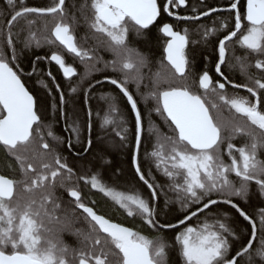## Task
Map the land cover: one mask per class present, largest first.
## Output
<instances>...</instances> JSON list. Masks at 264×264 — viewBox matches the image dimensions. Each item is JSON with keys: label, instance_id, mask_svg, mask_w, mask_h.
Returning a JSON list of instances; mask_svg holds the SVG:
<instances>
[{"label": "snow or ice", "instance_id": "1", "mask_svg": "<svg viewBox=\"0 0 264 264\" xmlns=\"http://www.w3.org/2000/svg\"><path fill=\"white\" fill-rule=\"evenodd\" d=\"M6 3L11 11L10 18H4L5 24L0 26V150L16 166L9 165L11 176L0 174V264H172L173 254L177 264L181 260L183 264H239L238 258L245 254L246 264H254V256L264 264V207L258 211L262 236L253 253L250 249L257 236V224L251 214L234 202V198L247 202L253 182L264 196V159H260L264 156V0H246V9L241 0H227V6L222 8L204 5L202 0L199 10L188 0H91L90 5L85 0L79 12L94 41L88 48L78 43L74 34L78 20L69 14L66 0H53L50 6L42 7L26 6L23 0L18 7L15 0ZM213 14V26L201 22L202 17L211 19ZM165 15L173 21L166 22ZM21 19L27 21V35L23 39V30L14 31ZM37 19L45 21L43 30L47 34L38 36L33 31ZM230 19L234 28L229 25ZM184 24H196L199 42L205 45L215 37L216 79L210 75L208 56L203 57L206 63L201 72L193 75L195 69L187 49L198 41L190 38L189 28L176 30ZM152 27L167 39L158 69L149 77L151 86L146 93H140L145 79L141 70L150 61L130 46L128 37L134 33L143 38ZM82 39L87 43L88 37ZM236 44L247 50L243 57L235 55ZM46 45L62 47L84 65L83 74L70 87V94L82 90L86 103L90 93L107 81L126 97L134 115L131 127L122 114L118 120L115 118L119 110L117 98L111 93L102 94V99L109 102L102 127H117L121 148L126 149L131 143L130 167L134 177L146 186L147 194L135 186L129 191L118 190L101 178L99 170L93 171L90 165L95 164V157L90 160L88 156L106 154L107 149L92 139L91 108L83 121L74 102L71 112L67 111L69 100L51 71L46 75L51 77L58 97L50 106L41 107L35 94L25 86L21 76L24 50ZM101 51L111 52L114 59L105 60ZM249 55L257 57L254 64L249 63ZM44 60L54 63L69 83L77 76L76 68L66 63L64 55L51 48L50 54L35 56L30 62L32 72L27 75H36ZM100 64L103 68L98 67ZM237 65L246 76L244 83H233L224 70ZM252 67L261 70L260 75L250 73L248 69ZM109 68L120 73V78L104 76L82 89L94 73ZM44 75L39 72L38 83L51 98L53 89L41 78ZM131 84H135L136 93L146 104L149 99L155 101L147 120L129 89ZM226 85L246 89L254 100L239 93L229 95ZM210 96L218 102L208 103ZM49 107L54 119L45 122ZM224 107L229 111L227 117L223 115ZM153 113L164 121L170 134L161 132L152 120ZM56 117L64 119L67 138L54 132ZM145 132L154 138V144L151 153H144V159H154L156 170L167 178L166 184L157 182L152 170L142 166ZM238 138L243 140L242 146L234 143ZM66 146L76 150L78 164H70L63 155ZM122 174L121 169L113 172L117 180ZM232 174L237 179L231 178ZM165 189L176 194L175 200ZM59 190L63 191L58 194ZM90 193L102 194L111 203L113 213L119 211L125 219H139L141 225L134 228L118 222L114 215L103 212ZM65 194L69 199H64ZM161 196L164 208L168 209L164 222ZM173 203L179 204L183 214L182 218L174 217L175 223L167 219ZM220 205L230 206L251 224L252 239L246 245L241 243L234 256L233 246L241 241L243 231ZM213 206H217L215 211ZM201 215L205 216L202 224L189 225ZM81 219L86 228L75 226ZM181 226L183 229L176 232L172 243L160 234L164 229ZM143 227L156 235L150 238L143 234ZM65 231L77 238V247L65 245L59 239V233Z\"/></svg>", "mask_w": 264, "mask_h": 264}, {"label": "trees", "instance_id": "2", "mask_svg": "<svg viewBox=\"0 0 264 264\" xmlns=\"http://www.w3.org/2000/svg\"><path fill=\"white\" fill-rule=\"evenodd\" d=\"M17 7L21 3V0H15ZM23 2L26 4V6L34 7V6H50L51 0H23ZM85 3V0H68L67 6H68V11L70 15H75L78 20V26L75 29V36L84 38L88 37L87 43L85 46L86 47H91L94 44V41L91 39V33L89 31V27L87 23H85L83 16H81L79 12V8L82 4ZM75 5V7H73ZM11 11L9 6L6 3V0H0V26H3L5 24V19L4 18H10L8 17V13ZM33 17H29V19H32ZM49 19V29L51 28V18ZM213 21V20H212ZM210 20H205L202 21L203 24L211 27L213 26V22ZM44 23L45 21L43 19H37V22L35 26L33 27V31H37V35L40 36L42 34H47L44 32ZM216 26L219 27V23H216ZM23 30V31H21ZM191 36V39H195L198 41L197 44L192 45L193 49L191 53L189 54L190 60L193 62L195 73L201 72V70L204 68L205 65V60L203 59L204 56L209 57V62L208 64L212 65L216 62L217 60V53L214 52V41L215 39L210 38V42L207 45L199 42L200 41V35L197 33V25L193 24L191 28L189 29ZM14 31H21V39L25 35H27V21L24 19H21L19 23L16 25V28ZM166 37L163 36L161 33L158 35L155 31V28H151L150 31H147L145 33V36L143 37V40H141L140 44H135L134 47L139 49L138 51L142 54H145L150 63L148 64L147 67H144V77L145 79L141 83L140 86V93H146L148 91V88L151 86L150 84V79L149 77L152 75V73H155L158 69V61L161 58V54L163 51V47L165 44ZM58 43V42H57ZM22 47V45H21ZM50 48L51 50H55L58 53H60L61 47H53V46H44L41 48H35L33 47L31 50H24L23 55L21 56V76L23 82L30 88V90L35 94V96L38 98L39 103L41 107H46L50 106L52 100L56 99L58 97V93L54 91V85L51 82V77H48L46 75L47 69H46V61L40 62L39 63V69L36 75H33L32 77H29L27 74L29 72H32V66H31V61L35 59L36 55L39 56H45L46 54H50ZM43 71L45 75L41 78H43L48 84L49 87L53 89L52 96L51 98L48 97V90L44 89L39 83H38V75L39 72ZM53 75L55 76L56 83H59L61 85L62 91L65 93L66 99L69 100V104L67 107V111L71 112L72 108V103L74 102L77 105V108L79 110V119L80 121H83L85 119L86 113L89 108H91L92 111V125H93V130H92V139L98 146L105 147L107 149L106 154L101 153V154H90L88 156V159L92 160L95 157V164L90 165V167L93 168V171L99 170L101 173V178L109 183L110 185H115L118 190H124V191H129L132 189L133 186H135L136 189L142 191L144 194H147V189L146 186L142 185V182L138 181L137 177H134L133 172L134 170L130 167V153L132 149L131 143L129 144L128 148H121V150H116L115 152H110L108 148L106 147V141L109 139L116 145L120 146V138L116 136L117 130H113V134L110 135L108 129V125H102L104 124V117L106 114H108L109 110V104L106 99H102V94L107 93L108 90L106 89V86L104 85L102 88L97 87L93 92L90 93L89 99H88V104L85 103L84 98H83V91L81 90L79 93L75 94H70V87L74 84L77 83V78L73 77L71 78V83H69L68 79L63 77V75L55 74L53 71H51ZM83 74V71L81 72V75ZM230 76L232 77L233 74L231 72H228ZM40 86V88H38ZM148 86V87H145ZM86 88L85 86L82 87ZM131 92L134 94V98L137 100L138 107L141 109V111L145 115V119L147 120V113L149 109H152L155 107V101L149 99L147 101V104L145 101L142 99L141 95L136 93V86H130ZM202 91V90H201ZM229 91V90H228ZM229 93V92H228ZM114 95L117 99L115 103L118 105V110L119 112H122L123 117L127 120L129 127H131L132 121L134 119V115L130 111V106L126 102V100L118 93L114 92L111 93ZM210 102H218L215 101L214 97H209ZM223 113L228 114V108L224 107L223 108ZM120 117V115H115V118ZM227 117L228 115H224ZM54 119L51 113V109L49 107V111L45 115V122H48L49 120ZM56 123L54 126V132L57 135H60L62 137L67 138L68 133L65 131L66 129V124L63 118L56 117ZM118 120V119H117ZM152 120L155 122V124L160 128L162 133H168V128L165 125L164 121L157 116L155 113L152 114ZM170 134V133H168ZM129 140L131 141V132L129 133ZM234 143L237 146H242L243 140L238 138L237 140L234 141ZM153 144H154V138H150L145 132L144 136L142 137V146H141V162L142 166L144 167L145 170L151 169L153 174L155 175L157 182L161 184H166L168 183L167 178L163 177L160 172H158L155 168V161L154 159L149 156L147 160L144 159V153H151L153 151ZM78 147V146H77ZM63 155L68 158V162L70 164H78L79 161L77 159V153L76 150L70 148V147H65L63 151ZM103 155V159L100 158V156ZM260 159H264V156H260ZM105 161H110V164H106ZM12 165L15 167L14 160L11 158H6L5 153L0 150V172L5 175H12L11 169L9 168V165ZM115 169H121L122 170V177L117 180L113 176V172ZM233 179L235 178L234 174H232ZM82 183V182H81ZM63 190H59V192H62ZM167 195L172 199L175 200V193L167 191ZM94 193L95 190H92ZM90 198L91 199H96L100 206L102 207V210L106 214H112L114 215L119 222H124L125 225L127 226H132L134 228L140 226V221L138 219L133 220L132 218H127L125 219L123 215L120 214V212H112V206L110 202H106L104 198H102V194L96 193L95 195H92L90 193ZM64 199L67 200L69 199L66 194L64 196ZM234 202H238L240 207H242L246 212L251 214L253 220L257 224V236L253 241H260L262 233L260 232V226H259V215L258 211L260 208L264 207V196H261V194L258 191L257 186L252 183L249 189V196L247 198V202L245 200H241L239 198H234ZM159 204L161 208V222H164V213L168 211V209L164 208V196H161L159 199ZM62 206L67 207V205H64L62 203ZM217 206H214L213 209H216ZM220 208L224 209H231L229 208L230 206L228 205H220ZM170 208L172 209L170 215H168L167 219L170 220L171 222L175 223L176 220L174 217L180 216L181 218L183 217V214L180 213V206L179 204L173 203L170 205ZM258 210V211H256ZM230 218L232 221L235 223V226H237L240 230L243 231V236L241 238V241L237 243L235 246L234 250L238 251L241 248V243L246 245L248 240L252 239L251 236V224H249L247 221H244L242 217H239V214L234 213V212H228ZM77 215H79L77 213ZM204 215H201L199 218H195L192 221L189 222L190 226H197L198 224H202L204 221L203 218ZM76 227H84L86 228V224L84 221L81 219L79 220L76 224ZM184 226H181L180 229H173L169 231H162L160 234L161 236L169 243L174 242V236L177 231L182 230ZM143 234L148 235L151 237L155 236L156 233L152 232L150 230H147L146 228H142ZM150 237V238H151ZM59 239L63 242V244L68 245L70 247H77L78 241L77 238L72 235L70 232L65 231L62 233H59ZM259 247V246H258ZM257 246H254L250 252H255V250L258 248ZM236 253V252H235ZM247 254H245L246 256ZM245 256L239 257V264H246ZM172 264H177V257L175 254L171 256ZM180 264H183L182 260L180 261ZM254 264H262L261 260H254Z\"/></svg>", "mask_w": 264, "mask_h": 264}, {"label": "flooded vegetation", "instance_id": "3", "mask_svg": "<svg viewBox=\"0 0 264 264\" xmlns=\"http://www.w3.org/2000/svg\"><path fill=\"white\" fill-rule=\"evenodd\" d=\"M57 2H58V0H57ZM67 2H68V0H66V4H67ZM87 2H88L89 5L91 4V0H87ZM158 2H159V0H158ZM188 2H189L190 5H194L198 10L203 6L202 5V0H188ZM51 3H53V0H51ZM204 5H210V6H213V7H221L222 8V7H226L227 6V0H204ZM241 6L246 9V0H241ZM204 10H206V7L204 8ZM174 11H181V10L180 9H174ZM185 14H188V13H185ZM215 18H216V14H213L212 15V18H211V21L212 20H215ZM164 20L166 22H172L173 21V18L168 17V16L165 15L164 16ZM205 20H210V19L209 18H203V17L201 18V22L202 21H205ZM216 23H219V21H216ZM244 23L246 24L247 22L245 21ZM192 25L193 24H184V25H181L180 28H178L176 30H181L182 31L184 27H187V28L190 29ZM229 25H230V27L234 28V23H233V21L231 19L229 20ZM153 28H155V31H156V33L158 35L161 34L156 27H153ZM222 35H223V33H221V38H222ZM166 39H167V37H166ZM212 39H215V37H212ZM236 39L237 38H233L234 41ZM77 40H78V43L81 46H83L85 48H88V47L85 46L86 44H84L85 42H84V40L82 38H80L78 36L77 37ZM141 40H143V38H137L134 33H130V35L128 37V41H129V44H130L131 47H134L135 44H138L139 45L140 42H141ZM135 49H137V48H135ZM192 49H193V46L190 44L189 45V48L187 49V51L189 52V54L191 53ZM137 50H139V49H137ZM246 51L247 50L242 49L238 44L235 45V55L236 56L243 57L246 54ZM60 54L64 55V58H65V61H66L67 64H69V65L73 66L74 68H76V70H77V76H76L77 80L76 81H78L79 78H80V76H81V72L84 71V65L80 62L79 58L74 57V55H72V54L66 53V51L62 47H61V50H60ZM100 54L104 57L105 60H112V59H114V57H113V55H112L111 52L101 51ZM230 54H231V49H230ZM248 59H249V63L254 64L255 63V60L257 59V57L255 55H249ZM45 61H46L45 64H46L47 72L48 71H53L57 75H59V74L62 75V72L58 70L57 66L54 63L53 64H49L47 60H44V62ZM98 67L103 68V64L98 65ZM208 69H209L210 75H213L214 79H216V75L214 73V64H212V65L211 64L210 65L208 64ZM144 70H145V68H143L141 70L142 73H144ZM224 70H225L226 74L229 76V78L233 81V83H244V82H246V76L243 74V72H242L241 68L239 67V65H237L236 67H233L231 69L225 68ZM248 71L250 73H252V74L260 75V71L261 70H257L254 67H252V68L248 69ZM228 72H231L233 74V76L231 77L230 74H228ZM120 75H121L120 73L113 72L111 70V68H109V69L104 70L101 73H94L91 77H89L88 80L85 81V83L82 85V87H84V86L87 87L89 82L94 81L96 79H102V77H104V76L120 78ZM221 82H223L222 79H221ZM104 85L106 86V89L108 90L107 93H114V92H116V93L120 94L126 100V102H127L126 97H124L123 94L120 93L119 89L116 88L114 85H111L107 81L104 82L103 86ZM25 86L30 90V88L26 84H25ZM130 86L131 87L132 86H135V84L129 85V89H130ZM97 87L102 88L101 86H97ZM226 87L229 90L228 91L229 92V95H232L233 93H239L242 96H249V99H253L254 100V98H251L250 95L246 92V89H243V88H241V89H233L231 87V85H226ZM38 88H40V86H38ZM86 103L87 104L89 103L88 100H87ZM108 104H109V102H108ZM121 114H122V112H119L118 111V113H116L115 115H121ZM122 115H124V114H122ZM223 115H229V113L228 114H224L223 113ZM117 119H119V117H117ZM107 130L109 131L110 135H112L113 134V130H118V129H117V127L115 125L109 124ZM0 174H2V173L0 172ZM213 208H214V206H213ZM229 208H231V207H229ZM221 209H224V208H221ZM224 210H226L228 212H231L232 211V212L236 213L234 209H224ZM213 211H215V209H213ZM256 211H258V210H256ZM117 212H119V211H117ZM206 212H207V210H206ZM203 218L205 219V216H203ZM193 219H195V218H193ZM211 220H212V217H209V222H211ZM231 221H232V219H231ZM140 224H141V221H140ZM144 228H146V227H144ZM146 229L149 230L148 228H146ZM169 230L171 231L173 229H164L163 231H169ZM149 237H151V235ZM236 245H237V243L234 244L233 250L231 252V255H233V256L235 255V252H236L234 250V248H235ZM254 246H257L258 247L259 246V241H253L252 248ZM252 248L250 249V251L252 250ZM246 257H247V255L245 256V260H246ZM253 259L254 260H260V258L258 256H254Z\"/></svg>", "mask_w": 264, "mask_h": 264}, {"label": "rangeland", "instance_id": "4", "mask_svg": "<svg viewBox=\"0 0 264 264\" xmlns=\"http://www.w3.org/2000/svg\"><path fill=\"white\" fill-rule=\"evenodd\" d=\"M106 147L110 152H115L116 150H121V147L119 145L114 144L110 139L106 141Z\"/></svg>", "mask_w": 264, "mask_h": 264}]
</instances>
